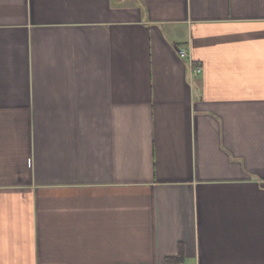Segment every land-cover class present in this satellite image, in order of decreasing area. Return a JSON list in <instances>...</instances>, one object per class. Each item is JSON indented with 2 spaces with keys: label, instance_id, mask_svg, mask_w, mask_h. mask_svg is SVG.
I'll list each match as a JSON object with an SVG mask.
<instances>
[{
  "label": "crops",
  "instance_id": "0c3cea01",
  "mask_svg": "<svg viewBox=\"0 0 264 264\" xmlns=\"http://www.w3.org/2000/svg\"><path fill=\"white\" fill-rule=\"evenodd\" d=\"M0 264H264V0H0Z\"/></svg>",
  "mask_w": 264,
  "mask_h": 264
},
{
  "label": "built area",
  "instance_id": "2783aa9c",
  "mask_svg": "<svg viewBox=\"0 0 264 264\" xmlns=\"http://www.w3.org/2000/svg\"><path fill=\"white\" fill-rule=\"evenodd\" d=\"M178 53H179V56L182 58V59H191V55L190 53L187 51V49L185 48H182V49H179L178 50ZM196 71L197 72H200L201 71V68L200 67H196Z\"/></svg>",
  "mask_w": 264,
  "mask_h": 264
}]
</instances>
